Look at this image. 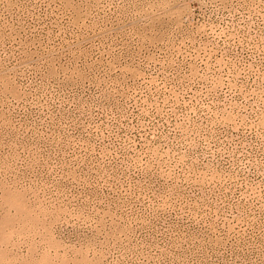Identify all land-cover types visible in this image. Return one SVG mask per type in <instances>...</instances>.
Segmentation results:
<instances>
[{"label": "rangeland", "instance_id": "374dc122", "mask_svg": "<svg viewBox=\"0 0 264 264\" xmlns=\"http://www.w3.org/2000/svg\"><path fill=\"white\" fill-rule=\"evenodd\" d=\"M0 264H264V0H0Z\"/></svg>", "mask_w": 264, "mask_h": 264}]
</instances>
